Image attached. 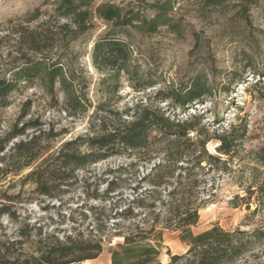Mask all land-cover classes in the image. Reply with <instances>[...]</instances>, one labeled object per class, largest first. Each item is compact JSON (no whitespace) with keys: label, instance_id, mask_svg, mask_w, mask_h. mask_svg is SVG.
Here are the masks:
<instances>
[{"label":"trees","instance_id":"1","mask_svg":"<svg viewBox=\"0 0 264 264\" xmlns=\"http://www.w3.org/2000/svg\"><path fill=\"white\" fill-rule=\"evenodd\" d=\"M221 3L206 0L208 6ZM51 5L50 11L37 8L10 20L6 34L0 35V57L4 49L10 57L6 64L0 61V107L10 105L15 93L39 87L69 118L87 122L83 133L63 142L29 173L36 191L50 195V180H64L114 156L133 159L119 169L121 173L155 158L159 161L141 179L147 188H107L93 194L103 204L89 209L90 222L86 212L80 214L81 222L71 214L70 230H46L24 209L21 193L5 192L0 200V264H81L99 257L115 239L109 246L111 264H163L166 232L177 233L188 247L183 254L168 250V264H249L251 257H264V226L227 230L213 224L194 231L201 209L217 198L216 188H207L206 174L215 163L227 164L222 156L231 155L248 132L247 125L232 124L215 136L220 144L214 154L207 147L212 137L202 136V116L172 114L175 107L185 110L210 99L212 92L202 77L183 87L161 88L153 98L124 107L117 103L125 84L141 92L161 83L150 66L140 63L134 38L154 34L160 27L179 33L173 1L54 0ZM148 8L154 11L151 16L145 14ZM98 22L105 29L94 38L89 53L100 75L101 96L94 99L93 75L78 59L75 44L92 34ZM167 101L173 109L161 106ZM30 126L38 124L25 122L13 138L23 136ZM54 136L44 131L17 142L10 156L2 158L5 166L14 167L12 171L32 168L43 156V141ZM244 190L247 195L236 194L231 203L237 207L245 201L251 215L264 212V179Z\"/></svg>","mask_w":264,"mask_h":264},{"label":"rangeland","instance_id":"2","mask_svg":"<svg viewBox=\"0 0 264 264\" xmlns=\"http://www.w3.org/2000/svg\"><path fill=\"white\" fill-rule=\"evenodd\" d=\"M53 1L0 0V35L6 34L5 28L10 20L15 21L37 8L50 11ZM109 1L122 4L130 0ZM172 1L173 22L179 25V33L160 27L154 34H136L134 38L140 63L150 66L153 78L161 83L141 92L125 84L120 92L122 98L117 103L124 107L138 99L153 98L161 88L166 89L170 85L183 87L201 76L202 82L212 92L210 99L185 110L175 107L172 114L176 112L179 117H186L196 113L202 116V136L212 137L207 147L214 154H217L220 144L215 136L228 130L232 124L247 125L248 132L231 155L222 156L227 164L215 163V169L206 174L207 188H216L217 198L201 209L194 231L201 232L213 224L227 230L262 227L264 212L251 215L245 201H239V206L235 207L231 200L236 194L246 196L244 188L264 179V0H222L217 7L208 6L206 0ZM153 13L151 8L145 11L148 16ZM104 25L98 22L92 34L75 44L78 59L87 65L93 75L91 95L94 99L101 96L98 85L100 75L91 65L89 53L92 41L105 29ZM1 55L0 61L6 64L10 60L8 50H2ZM169 104L167 101L161 106H171V109L173 105ZM30 121L38 127L30 126L23 136L13 138L12 133ZM86 125L85 119L69 118L60 107L53 106L50 97L39 87L15 93L10 105L0 107V200L5 192L21 193L26 201L24 209L32 213L33 221H39L46 230L63 231L71 229V214H75L80 221V214L86 212L90 218L88 222L91 221L93 214L89 209L103 204L92 198L96 192L103 194L107 188H147L141 179L158 163L159 158L151 163L129 167L128 171L121 173L119 169L128 167L133 159L114 156L85 170H78L64 180H50V195L36 191L37 184L28 177L32 169L63 142L83 133ZM44 131H51L56 136L43 141V156L32 168L12 171L14 167L5 166L2 158L10 156L17 142L28 141ZM254 200L252 209L256 205ZM116 241L106 244L96 259L81 264H111L109 246ZM164 245L163 264L170 261L168 250L172 254H183L188 249L174 232L164 234ZM249 264H264V257H251Z\"/></svg>","mask_w":264,"mask_h":264}]
</instances>
